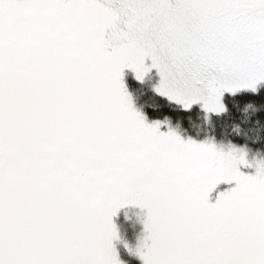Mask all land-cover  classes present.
<instances>
[{
	"label": "snow or ice",
	"instance_id": "obj_1",
	"mask_svg": "<svg viewBox=\"0 0 264 264\" xmlns=\"http://www.w3.org/2000/svg\"><path fill=\"white\" fill-rule=\"evenodd\" d=\"M126 68L222 113L264 81V0H0V264H122L129 204L144 264H264V163L146 123Z\"/></svg>",
	"mask_w": 264,
	"mask_h": 264
},
{
	"label": "trees",
	"instance_id": "obj_2",
	"mask_svg": "<svg viewBox=\"0 0 264 264\" xmlns=\"http://www.w3.org/2000/svg\"><path fill=\"white\" fill-rule=\"evenodd\" d=\"M146 64L148 65V60H146ZM126 71L128 73L125 79L127 91L132 97L136 110L146 118V123L154 124L159 121L162 132L166 133L172 130L185 140L191 138L196 142H209L214 144L217 150L225 153L233 149L246 152V159L253 165L250 168L240 166L241 171L246 174L254 175L257 163H264V83H259L255 91L248 88H241L235 94L225 91L222 102L226 110L218 115H211L208 119L199 104L185 109L180 104L156 92L153 88L154 83L152 85V79H149L150 76L154 77L155 75H152V71L145 75L143 81L136 78L132 69L131 72ZM236 154L239 155L240 151H237ZM234 186V182L231 185H219L211 193L210 202L214 203L220 192ZM127 208L128 205L121 208L116 216ZM130 216L135 222L136 231L131 230L129 226L126 228L117 227L121 231L119 239H128L130 241L128 248L130 251H134L137 237L141 230L145 234V228L140 225V219L136 215L131 214ZM117 246L116 243L115 248L118 253L120 247L117 250ZM133 254V258H130L128 262L123 260V255L119 259L122 264H140L138 256L134 252Z\"/></svg>",
	"mask_w": 264,
	"mask_h": 264
},
{
	"label": "rangeland",
	"instance_id": "obj_3",
	"mask_svg": "<svg viewBox=\"0 0 264 264\" xmlns=\"http://www.w3.org/2000/svg\"><path fill=\"white\" fill-rule=\"evenodd\" d=\"M151 63H152L151 59H148V66H151ZM126 70H128V71L131 72V69H127V68L125 69V71H124V77H123L124 83H125V79H126V74H128ZM151 71H152V75H154V74L155 75H154V77H151L150 76L149 79H152V85L154 83L153 88L156 91V89L160 86V83H161V79L162 78H161V76L159 74L158 69L152 68ZM135 76H136V74H135ZM260 83H264V81H261ZM165 97H167V96H165ZM173 102H175V101H173ZM177 104H179V103H177ZM194 104H199L204 109V107H203V101H200V102L194 103ZM180 105L183 108H185L182 104H180ZM204 112H205V115L207 116L208 119L210 118L211 115H218L217 113H210V112H209L210 113L209 114L205 110H204ZM128 208H129L130 211L128 210ZM128 208L127 209H123L118 216H114L113 217V221L116 224V226H119L121 228H126V226H129V228L131 230L136 231V229H135V222H134V220L130 216L131 214H133V215H136L140 219V225L145 228L144 222H145L146 217H147V209L145 210L144 208H141L140 206L135 205V204H129L128 205ZM140 208H141V210H140ZM119 227H117V229H118V234H119V237H120V232L121 231H120V228ZM146 235H147L146 231H145V234H144V231L142 232V230H141V233H140L139 237H137L138 239L136 240L137 241V244H136L135 248H133L134 251H130L129 250L128 244L130 243V241L128 239H124V240L116 239V240H114L113 241L114 247L116 246V243L118 245L117 246V250L120 247V252L118 251L119 257L123 255L124 256V258L122 257L123 260L125 262H128V260L130 258H133V256H134L133 252H134L138 256L137 258L140 259V264H144V262L141 259V257H140V255H139V253H138L137 250L141 247V244L144 241Z\"/></svg>",
	"mask_w": 264,
	"mask_h": 264
}]
</instances>
